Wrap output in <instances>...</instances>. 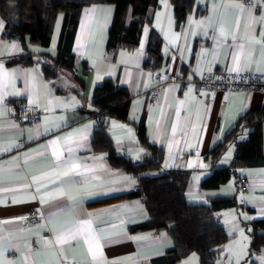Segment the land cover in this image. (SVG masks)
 Returning a JSON list of instances; mask_svg holds the SVG:
<instances>
[{
  "label": "crops",
  "instance_id": "crops-1",
  "mask_svg": "<svg viewBox=\"0 0 264 264\" xmlns=\"http://www.w3.org/2000/svg\"><path fill=\"white\" fill-rule=\"evenodd\" d=\"M240 3L243 9L237 6ZM113 14L112 2L82 6L71 43L74 67L60 68L52 77L43 74L41 63L44 54L53 57L56 53L63 13L55 16L48 45L26 41L33 58L29 63L17 61L21 44L15 37L2 35L0 17V73H8L0 78V221H12L0 223V260L6 264H58L66 259L67 264H85L90 261L85 237L56 243V236L76 228L79 220H91L93 230L106 237L101 240L102 258L109 264H152L173 247L165 229H131L148 218L141 195L125 196L135 191L138 181L113 167L103 151L92 148L90 138L97 120L87 113L96 109L93 90L103 78H111L129 93L127 119L111 117L106 129L114 149L134 159L147 153V146L138 144L136 138L137 125L142 122L148 141L163 150L162 169L188 170L185 196L189 201L234 196V205L216 212L227 239L214 262L264 264V244L251 249L252 232L264 235V226L255 224L264 220V160L236 167L215 188L200 186L214 167L230 164L235 144L246 137L247 128H237V135L224 142L217 156L210 157L208 150L223 139L243 112L264 104V91L210 90L195 83L207 68L217 72L239 66L242 70L234 72L264 74L259 44L241 57L239 65L233 60L235 49L228 46L234 33L242 42L259 39L264 25L254 18L264 15V0H192L179 24L171 0H157L147 8L137 41L109 50L106 43ZM131 18L129 6L126 22ZM150 31L160 38L161 60L154 69L143 65ZM155 84L159 91L151 99L150 88ZM20 103L38 109V116L20 124L15 117ZM261 132L264 155V121ZM53 140L62 159L80 166L72 176L74 183L61 184L57 179L68 169L57 168ZM143 173L160 172L150 169ZM33 177L40 178L38 184L44 186L40 192ZM243 180L248 181L245 189L241 188ZM61 187L66 196L41 202V197L47 200L49 195H58ZM69 196L76 198L75 204ZM31 213L39 221L23 225L19 218ZM170 264L200 263L190 253Z\"/></svg>",
  "mask_w": 264,
  "mask_h": 264
},
{
  "label": "trees",
  "instance_id": "trees-1",
  "mask_svg": "<svg viewBox=\"0 0 264 264\" xmlns=\"http://www.w3.org/2000/svg\"><path fill=\"white\" fill-rule=\"evenodd\" d=\"M105 1L114 4L106 48L112 50L121 44L133 45L146 19L147 8L155 5L157 0H0V17L4 21L2 35L19 40L22 51L17 61L32 62L33 58L27 50L26 41L42 46L48 45L55 16L62 12L63 22L56 53L53 57L44 54L45 61L41 63L43 74L52 77L59 68L72 70L74 67L71 43L82 6L90 2ZM191 1L171 0L177 24L183 20ZM129 6L132 18L126 22ZM159 45V36L150 31L145 49L146 56L143 59L145 67L154 69L159 65L161 60ZM92 104L96 109L87 114L96 117L97 120L90 138L93 150L103 151L105 158L113 167L123 169L136 177L137 188L125 196L141 195L148 213L145 221L133 225L131 229H165L172 238L173 247L166 254L154 259L152 264L174 263L190 253L197 255L200 264H214L227 239L224 225L216 212L234 205L236 203L234 196L216 195L206 201H189L185 196L188 170L162 169L163 150L148 141L142 122L137 125L136 138L138 144L147 146L148 152L134 159L116 151L106 129L109 127L111 117L127 119L129 93L125 87L117 86L111 78H103L101 83L94 87ZM263 121L264 104L254 110H246L237 118L232 128L225 133L223 139L208 150L207 155L217 156L224 142L237 135L236 130L240 126L247 128L246 137L236 142L230 164L214 167L201 179V188H215L226 182L236 167L263 162L264 155L261 149ZM150 169H156L160 173L158 175L143 173ZM255 224L264 226V220H257ZM261 244H264V235L257 234L254 230L251 249L258 250Z\"/></svg>",
  "mask_w": 264,
  "mask_h": 264
},
{
  "label": "snow or ice",
  "instance_id": "snow-or-ice-1",
  "mask_svg": "<svg viewBox=\"0 0 264 264\" xmlns=\"http://www.w3.org/2000/svg\"><path fill=\"white\" fill-rule=\"evenodd\" d=\"M237 6H239L242 9L244 8L243 3H240ZM254 20L264 25V15L258 18H254ZM2 27H3V21H0V28ZM248 28L251 29V25H248ZM221 36L223 37V33H221ZM224 38L226 39V37ZM231 40L233 41V43L228 46L235 49L233 53V60L237 65L240 64L241 57L244 56L246 52L250 51L256 44H259L262 49L261 60L264 61V30L261 31L260 37L258 40L254 38H250L242 42L238 39V36L235 33L232 34ZM240 70L242 69L239 66L230 69V71H240ZM7 75H8L7 72L0 73V78L7 76ZM173 131H175V127ZM67 142L70 143L71 141H67ZM51 145L53 146V149H54L52 152V156L55 158V163L57 165V168H67L68 169L67 171H64L61 176L57 177V179L60 180L61 184L74 183V181L72 180V176L77 173L80 166L78 164H69L68 161L62 159V152L57 150L55 147L57 145L56 140L51 141ZM67 150L69 153L72 152L71 148H68ZM86 170L91 171V169H86ZM65 177H67L68 179L65 180L64 179ZM39 179L40 178L38 177H33V181L36 182L37 184H38ZM25 187H28V186L25 185ZM42 187L44 186L38 184L36 191L40 192ZM57 193L58 195H49V198L47 200L41 197V202L50 203L52 201L59 199L60 197L67 195L63 187L57 189ZM31 198L36 199V196H32ZM68 199L72 200L73 204L76 203L75 197L69 196ZM19 202H23V201L13 200V203H19ZM51 215L53 218H55V213H52ZM86 215L90 216L91 214H86ZM19 219H27V218L20 217ZM0 223H12V221H0ZM40 227L43 228L45 226L41 225ZM103 231H104L103 229L100 230V232H103ZM81 236L85 237V243L88 245L87 250H88L89 257H90V261L85 262V264H109V262L104 261L102 258L101 240L106 239V237H103L102 235L99 234V232L93 230L91 220H79L77 222L76 228H74L73 230H70L67 233L56 236V243L58 245H63L70 241L77 240ZM261 259H264V257H262ZM0 264H6V262L3 260H0ZM7 264H13V262L9 261L7 262ZM58 264H67V260L65 259L62 262H58ZM110 264H118V262L113 261V262H110Z\"/></svg>",
  "mask_w": 264,
  "mask_h": 264
},
{
  "label": "built area",
  "instance_id": "built-area-1",
  "mask_svg": "<svg viewBox=\"0 0 264 264\" xmlns=\"http://www.w3.org/2000/svg\"><path fill=\"white\" fill-rule=\"evenodd\" d=\"M195 83L198 86L210 89V90H262L264 91V74L256 72H234L219 70L213 71L211 68H207L199 76L196 77ZM159 91V85L155 84L150 88L151 99L157 96ZM38 109L20 103L17 107V113L15 117L20 124L34 119L38 116ZM248 186V181L243 180L241 188L245 189ZM27 219H22L23 225L31 221H39L40 217L31 213L25 216ZM214 264H222L221 261H216Z\"/></svg>",
  "mask_w": 264,
  "mask_h": 264
},
{
  "label": "rangeland",
  "instance_id": "rangeland-1",
  "mask_svg": "<svg viewBox=\"0 0 264 264\" xmlns=\"http://www.w3.org/2000/svg\"><path fill=\"white\" fill-rule=\"evenodd\" d=\"M48 57V56H47ZM43 61H45V59H44V57H43ZM54 70H55V68H54ZM60 70V68L59 69H57V71L56 72H58ZM56 74V73H55Z\"/></svg>",
  "mask_w": 264,
  "mask_h": 264
}]
</instances>
